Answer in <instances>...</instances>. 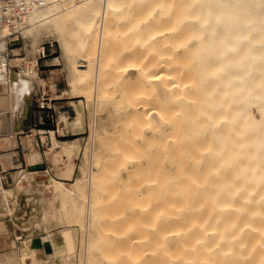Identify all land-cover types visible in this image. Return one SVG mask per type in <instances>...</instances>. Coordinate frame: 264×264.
Returning <instances> with one entry per match:
<instances>
[{"label":"bare ground","instance_id":"bare-ground-1","mask_svg":"<svg viewBox=\"0 0 264 264\" xmlns=\"http://www.w3.org/2000/svg\"><path fill=\"white\" fill-rule=\"evenodd\" d=\"M19 31L26 56L0 50L32 65L0 85V147L16 146L13 127L46 83L35 66L45 38L90 117L71 182L18 168L4 187L0 171L1 202L35 199L51 242L40 257L26 236L21 264H264V0H45ZM76 140L52 143L62 175Z\"/></svg>","mask_w":264,"mask_h":264},{"label":"rangeland","instance_id":"rangeland-1","mask_svg":"<svg viewBox=\"0 0 264 264\" xmlns=\"http://www.w3.org/2000/svg\"><path fill=\"white\" fill-rule=\"evenodd\" d=\"M50 42L53 44L52 46L49 45ZM40 43L41 44L39 45V47L41 48V46H43V48H41V51L43 52L40 51L41 53L37 54V57H39V55L42 56L41 59L39 60V64H40L39 75L47 80V84L45 83L42 86H38V90L41 93H44L45 91H49L48 95L50 97H54L56 94H62V95L73 97L72 100H74V106L72 107H74L73 108L74 111L69 110V112L63 113L62 111L68 109V106H64L61 108L56 107L55 110H51V111L49 110L50 116L48 119L45 116L46 113L43 116V113L38 112L39 109L37 108V100H36V94H35L32 98L31 104L23 120L24 127H22L20 130L18 129L19 131H18L17 137L20 136V139L26 137V138L32 139L33 141H35L36 138L39 141L40 139H42L44 143L48 141L47 140L48 138L45 135H48V137L51 138L52 143L54 142L55 139H59V140L78 139L76 141L79 142V144L82 146L80 148L78 156H75L76 157L75 159L67 160V163L71 165V170L69 172L70 174L66 176L62 175L60 170L56 168L58 166L59 167L62 166L63 161L62 160L54 161L53 157L55 154L51 156L50 162L48 163L49 172H46V171L35 172V173H54L56 177L53 175L52 176L55 178L56 182L51 183V185L56 188H59V184L57 183L59 179L60 180L63 179L65 182L69 183L78 174L79 165L81 164V161H82V149H83V146L85 145L87 136L89 134L90 117H89L88 110L85 108L84 98L77 97L69 92V84L67 81L66 72L64 70V61L62 57L60 56V49H59L58 43L54 41L52 38H45ZM11 45L19 49V54L22 57L26 56L25 43H24V40L20 37V35H19L18 41ZM56 56H59V59H61L60 60L61 62L59 65H54V58ZM25 60L26 59L21 60L18 63V65L24 66V67H28L32 65V63L29 60H26V61ZM39 116H43L41 121H45L50 124L49 127L51 129H49V131H47L48 129L44 128V124L39 121ZM5 126L6 125H4L0 121V130L2 132L0 137H2V135L6 133ZM0 145L2 144L0 143ZM1 150L2 148H0V151ZM17 170L18 169L10 170V172L14 174V180H15V175L17 173ZM2 173H5V172H2ZM47 178H49V174H46V176H43V175L36 176V174H31V179H33L34 183L43 182L40 180H43V179L47 180ZM13 183H14L13 181H9L3 186L10 187L14 185ZM20 193H23V194L20 196L19 195ZM1 195L2 193L0 190V220L14 216V212L16 211L18 204L20 206L22 205V203L24 204L28 203L29 206L26 211L25 220H28L29 226H32V225L34 226V223H36L38 220L37 218L38 213H36V209L32 208V206H34L33 202L35 199L33 200L32 198L28 199L25 192H22V191L15 192L14 195L9 198L10 199V206H9L10 210H9L6 207V204L4 205L5 202L3 199V195L2 196ZM1 201L4 203H2ZM51 219H53L52 220L53 226H51L50 229L51 230L53 229V232L55 231V235H56L58 233V229L61 226V224L56 222L57 219L56 220L55 218H51ZM24 238L25 237H22L19 241L12 242L11 247L4 248V249L0 248V264H18V263L21 264L20 259H19V252L22 247L21 241ZM49 249L47 250V252L51 250ZM37 254L40 257L44 256V252H37ZM4 258L6 261L4 260ZM53 262L54 264H57L56 260H54ZM57 262L58 264H61L59 260Z\"/></svg>","mask_w":264,"mask_h":264},{"label":"crops","instance_id":"crops-1","mask_svg":"<svg viewBox=\"0 0 264 264\" xmlns=\"http://www.w3.org/2000/svg\"><path fill=\"white\" fill-rule=\"evenodd\" d=\"M13 47H15V46H12V48ZM46 84H47V80H46ZM48 93H49V91H45L44 93H41L38 90V92L36 93V100L38 101V100L45 99L46 100L45 103L47 104L48 107L51 108L50 111L55 110L56 107L61 108L64 106H68V109L63 110L62 111L63 113L69 112V110L74 111V109H73L74 107H72V106H74V100H72L73 97L62 95V94H56L54 97H50L48 95ZM30 104H29V106H30ZM29 106H28V108H29ZM27 111H28V109H27ZM27 111H26V113H27ZM38 112L43 113V116H44V114L47 111L38 110ZM25 116L22 118V120L19 123H17L13 127V129L18 130V129H21L22 127H24L23 120H24ZM43 116H39V121L44 124V128H46L48 130L51 129L49 127L50 126L49 123H47L45 121H41ZM5 127L7 129V126H5ZM6 129H5V131H6ZM45 136L48 138L47 139L48 141H46L45 143L42 139H40V141L37 138L35 139V141L32 140L34 150L38 151V153L40 155L39 159H37L36 161L30 162L27 160L28 156L23 149V141H22V139H20V136L17 137L16 146H14L11 150L6 149V148H2V150L0 151V154L6 153L9 151L14 152L13 155L11 156L10 160L13 163H15V165H12L6 169L1 168L0 171L5 172V173H1V184L2 185H5L9 181L14 180L13 179L14 174L11 173L10 170L18 169V168L25 169L28 172H33L32 174H36V176H42V175L46 176V174H49V175H53L56 177V175L54 173H35V172H39V171L49 172L48 163L50 162V158L52 155H54L56 152L59 151V147H53L52 146L51 138L48 137V135H45ZM57 140H59V139H57ZM59 141L62 142L64 140H59ZM43 180L46 181V179H43ZM43 180H40V181H43ZM22 194L23 193H20L19 195L21 196ZM28 206H29L28 203H25V204L22 203V205H20V206L18 204V207H17L16 211L14 212V216L0 220V248L1 249L11 247L12 242L19 241L22 237L26 238V236L29 238L30 246L33 247L36 250V252H44L45 253V252H47V250L49 248H51V242H50L49 238L47 237L46 231L37 230L36 228H34L35 223H34V226L33 225L29 226L28 220H25L26 211L28 209ZM52 233L55 234V231L54 232L52 231Z\"/></svg>","mask_w":264,"mask_h":264},{"label":"built area","instance_id":"built-area-1","mask_svg":"<svg viewBox=\"0 0 264 264\" xmlns=\"http://www.w3.org/2000/svg\"><path fill=\"white\" fill-rule=\"evenodd\" d=\"M45 4V0H0V42L4 41L7 49L12 47L19 39V25L22 23L28 13L37 7ZM50 46L53 44L50 42ZM8 51L0 50V85L9 86L12 82L13 71L18 70L20 65H10ZM42 56L39 55L36 67L39 69V60ZM29 72H34V66L29 68ZM45 99L37 101L39 110L47 111L45 116L49 119L50 107L45 103ZM49 131V130H47ZM0 130V135H1Z\"/></svg>","mask_w":264,"mask_h":264}]
</instances>
